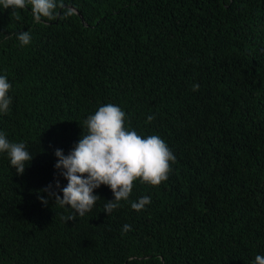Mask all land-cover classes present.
<instances>
[{"label": "trees", "instance_id": "trees-1", "mask_svg": "<svg viewBox=\"0 0 264 264\" xmlns=\"http://www.w3.org/2000/svg\"><path fill=\"white\" fill-rule=\"evenodd\" d=\"M62 3L40 23L30 5H0V75L12 84L0 132L33 155L19 175L0 154V264H254L264 255V0ZM109 103L176 161L159 186L135 181L110 215L115 197L101 185L81 217L40 190L63 196L55 151L69 154ZM144 196L151 203L132 209Z\"/></svg>", "mask_w": 264, "mask_h": 264}, {"label": "clouds", "instance_id": "clouds-1", "mask_svg": "<svg viewBox=\"0 0 264 264\" xmlns=\"http://www.w3.org/2000/svg\"><path fill=\"white\" fill-rule=\"evenodd\" d=\"M3 9H24L29 5L36 23L42 18L48 21L55 20L58 16L57 9L64 5L58 0H0ZM72 10H69L71 14ZM19 19V15L16 16ZM22 46L31 43L29 31L18 33ZM199 84L193 85V90L199 89ZM12 84L7 76L0 75V113H9L12 97L9 95ZM155 117L148 116V122ZM127 114L120 106L106 104L87 117L83 122L82 138L75 147L65 155L62 149H57L58 157L55 167L68 183L61 190L63 196L52 190V185L42 189L48 192L49 197H54V204L61 207H71L79 216H84L96 205L100 196L95 189L101 185L111 188L114 199L108 200L104 205V212L110 215L114 209L121 206V201H128L133 191L135 181L159 186L168 179L172 163L176 157L166 142L158 135L143 137L134 129L126 127ZM6 153L12 168L17 174L22 175L26 166L33 159V155L26 149L24 142H10L5 133L0 132V154ZM59 188V181L56 182ZM41 201L47 205L48 199L40 196ZM151 203L148 196L141 197L138 202L131 203L132 209L141 211ZM75 216L67 217L74 220ZM131 229L125 224L123 232ZM254 264H264V255H257Z\"/></svg>", "mask_w": 264, "mask_h": 264}, {"label": "water", "instance_id": "water-1", "mask_svg": "<svg viewBox=\"0 0 264 264\" xmlns=\"http://www.w3.org/2000/svg\"><path fill=\"white\" fill-rule=\"evenodd\" d=\"M69 8H71L72 10H74V12L78 13V11L74 8H72L71 6H69Z\"/></svg>", "mask_w": 264, "mask_h": 264}]
</instances>
